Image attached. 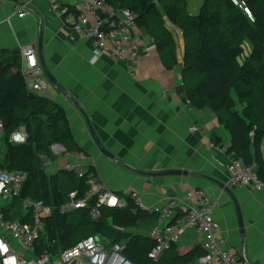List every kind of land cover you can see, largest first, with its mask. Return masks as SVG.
Listing matches in <instances>:
<instances>
[{
	"label": "crops",
	"instance_id": "0c3cea01",
	"mask_svg": "<svg viewBox=\"0 0 264 264\" xmlns=\"http://www.w3.org/2000/svg\"><path fill=\"white\" fill-rule=\"evenodd\" d=\"M185 1L192 16L200 14L205 4V0ZM18 8H24V17H19ZM74 21V16H61L52 11L47 0H0V51L17 53L20 46L38 45L41 40L49 70L69 94L67 99L51 85L50 95H40L65 110L73 136L86 153L69 154L74 159L84 155L88 170L93 167L108 190L119 195L136 192L150 209L174 202L177 211L182 212L186 193L202 192L217 204L213 217L229 249L248 264H264V191H250L230 183L227 167L234 156L205 146L214 142L228 147L230 133L219 124L210 107L198 110L186 102L185 94H177L176 89L183 85L182 33L167 23L175 38L179 60V65L168 71L156 50L146 55L145 48L154 42L138 30L145 46L141 51L142 64L132 75L125 61L105 57L94 64L93 43L80 36H75L74 41L69 39ZM250 52L251 46L246 43L245 55ZM12 60L14 55H6L0 64L6 65ZM166 89L170 92L165 98ZM232 97L241 111L237 95L232 92ZM87 121L115 160L101 153ZM192 127L197 131L192 132ZM2 142V148L6 149ZM59 149L66 151L61 144L51 147L54 157L42 169L47 178L56 177L66 163L63 157L54 155ZM261 154L264 159V142ZM156 221L147 220L135 228H117V231L150 238ZM202 241V237L187 231L176 248L184 257L201 250ZM122 243L128 246L127 241Z\"/></svg>",
	"mask_w": 264,
	"mask_h": 264
},
{
	"label": "trees",
	"instance_id": "16d2710c",
	"mask_svg": "<svg viewBox=\"0 0 264 264\" xmlns=\"http://www.w3.org/2000/svg\"><path fill=\"white\" fill-rule=\"evenodd\" d=\"M107 1L114 9H128L135 14L137 29L153 40L160 61L168 71L177 67L179 60L175 38L167 23L182 33L185 51L182 82L186 102L198 110L206 107L213 110L219 124L231 135L227 153L243 159L246 166L254 167L256 175L264 182L261 154L264 142V0H243L252 19L232 0H205L196 16L189 14L185 0ZM246 43L251 46L248 56L245 55ZM6 55H14L15 60L0 64V116L5 125L9 164L0 167L29 173L22 198H51L57 205L66 203L72 192L82 198L88 189L87 176L80 178L61 169L56 177L47 178L41 167L42 159L54 157L51 147L55 144H61L71 154L85 153L73 136L65 110L30 92L21 74L20 56L11 51L2 52V58ZM232 92L237 95L241 111L237 110ZM21 127L28 134L27 144H9L11 135ZM89 172H94V168L90 167ZM92 206L94 203L58 219L56 224L48 222L51 237L58 234L61 247L69 248L85 237L105 233L115 243L128 242L125 255L134 264H152L149 254L155 241L118 232L117 228H135L140 222L157 219V213L138 210L129 200L127 209H103L101 219L95 221L89 214ZM203 255V251L197 249L182 257L173 246L156 264H188Z\"/></svg>",
	"mask_w": 264,
	"mask_h": 264
},
{
	"label": "built area",
	"instance_id": "2783aa9c",
	"mask_svg": "<svg viewBox=\"0 0 264 264\" xmlns=\"http://www.w3.org/2000/svg\"><path fill=\"white\" fill-rule=\"evenodd\" d=\"M52 11L61 16L75 17L72 27L75 36L84 37L93 43L95 64L105 57L129 63L132 75L141 66V51L145 42L137 34L136 17L128 9H114L107 0H47ZM252 19V13L243 0H232ZM22 18L24 8H18ZM156 50L155 45L145 48L149 56ZM17 54L22 60L21 74L30 92L40 94L48 89V80L39 59L38 45L20 46ZM2 52L0 51V59ZM169 89L164 90L166 98ZM197 131L196 127L191 128ZM24 128L11 135L9 144L22 146L28 142ZM5 139V125L0 116V140ZM208 149L227 153V147L214 142L205 145ZM53 152V151H52ZM55 153V152H54ZM54 155L66 161L63 169L80 178L87 176V192L82 198L72 192L66 203L55 204L51 199L21 197L29 173L0 167V264H134L125 255L127 246L115 243L109 235L102 233L88 236L69 248H62L57 234L51 237L48 222L56 224L58 219L67 217L77 210L88 208L91 219L99 221L103 209L128 208L129 200L138 210L157 213V224L150 232L155 246L149 254L156 264L165 251L176 246L182 235L193 231L202 237L201 250L204 255L188 264H248L229 247L222 235L219 223L214 219L216 207L210 198L199 191H188L185 195V210L177 211L174 202H167L156 209L148 208L140 194L130 192L119 195L108 190L94 172L86 167V157L74 159L67 151L59 149ZM230 183L250 191H264V182L256 175L254 167L246 166L243 159L234 157L227 167ZM17 216V217H16Z\"/></svg>",
	"mask_w": 264,
	"mask_h": 264
},
{
	"label": "water",
	"instance_id": "95a60500",
	"mask_svg": "<svg viewBox=\"0 0 264 264\" xmlns=\"http://www.w3.org/2000/svg\"><path fill=\"white\" fill-rule=\"evenodd\" d=\"M38 50H39V59H40V63H41V66L46 74V77H47V80L49 81V83L51 85H53L65 98H69V94L68 92L66 91V89L56 80V78L52 75L51 71L49 70L46 62H45V59H44V56H43V49H42V41L40 40L39 44H38ZM177 94L178 95H182V94H185V87L184 85L178 87L177 89ZM87 124H88V128H89V131L92 135V138L94 139L96 145L98 146L99 150L101 151V153H103L105 156H107L108 158H110L111 160H115V157L108 153L104 147L102 146V144L98 141V138L95 134V131L93 129V127L91 126V124L87 121ZM51 164V160L48 159L47 161H44L42 162V169H44L46 166L50 165ZM64 170V169H63ZM175 173H178V174H182L181 171H176ZM171 174H174L171 173ZM240 229L242 231V235L244 236V225H243V222L240 218Z\"/></svg>",
	"mask_w": 264,
	"mask_h": 264
},
{
	"label": "rangeland",
	"instance_id": "374dc122",
	"mask_svg": "<svg viewBox=\"0 0 264 264\" xmlns=\"http://www.w3.org/2000/svg\"><path fill=\"white\" fill-rule=\"evenodd\" d=\"M248 42H250V41H248ZM52 86H51V84L49 83L48 84V89L46 90V92H42V93H40V94H38V95H44V94H49L50 95V93H51V90H52ZM5 140L6 139H3V140H0V165L1 166H9V164H8V162H7V155H6V153H5V151H6V149H5V147L4 148H2L3 147V142L2 141H4L5 142ZM5 146H6V142H5ZM5 153V154H4ZM21 169H24V167H22Z\"/></svg>",
	"mask_w": 264,
	"mask_h": 264
}]
</instances>
